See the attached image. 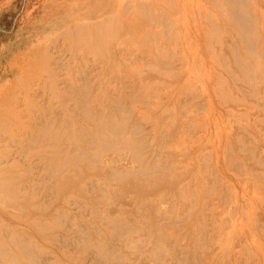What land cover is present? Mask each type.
I'll return each instance as SVG.
<instances>
[{"label": "rangeland", "instance_id": "374dc122", "mask_svg": "<svg viewBox=\"0 0 264 264\" xmlns=\"http://www.w3.org/2000/svg\"><path fill=\"white\" fill-rule=\"evenodd\" d=\"M0 264H264V0H0Z\"/></svg>", "mask_w": 264, "mask_h": 264}, {"label": "bare ground", "instance_id": "6f19581e", "mask_svg": "<svg viewBox=\"0 0 264 264\" xmlns=\"http://www.w3.org/2000/svg\"><path fill=\"white\" fill-rule=\"evenodd\" d=\"M243 20V19H242ZM247 23V22H246Z\"/></svg>", "mask_w": 264, "mask_h": 264}]
</instances>
